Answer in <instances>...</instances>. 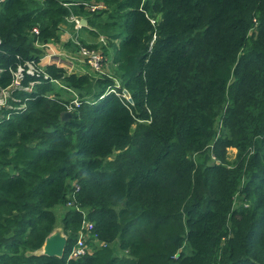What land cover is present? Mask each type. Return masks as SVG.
I'll list each match as a JSON object with an SVG mask.
<instances>
[{
  "label": "trees",
  "instance_id": "16d2710c",
  "mask_svg": "<svg viewBox=\"0 0 264 264\" xmlns=\"http://www.w3.org/2000/svg\"><path fill=\"white\" fill-rule=\"evenodd\" d=\"M70 16L100 76L39 65ZM30 61L0 109V264H264V0H0V91Z\"/></svg>",
  "mask_w": 264,
  "mask_h": 264
},
{
  "label": "built area",
  "instance_id": "2783aa9c",
  "mask_svg": "<svg viewBox=\"0 0 264 264\" xmlns=\"http://www.w3.org/2000/svg\"><path fill=\"white\" fill-rule=\"evenodd\" d=\"M87 9L89 12H94L99 9H102L101 5H89L87 6ZM68 21L73 24V31L75 34L80 30V27L82 25V20H80L77 17H72L70 16L68 18ZM152 23V22H151ZM33 33L36 34L35 30H32ZM98 42L100 44L105 43V39L102 36H98ZM75 44V49H76V57L80 58V61L84 62L86 65L89 66V68L99 75L100 73L99 69L103 61L102 55L97 51V49H90L87 47H84L80 45L78 42H73ZM42 47V46H41ZM45 47V46H44ZM51 54H44L43 57L40 59L44 58H49ZM39 66H35L34 62H26L24 63L23 67H17L14 72H10L12 75V81L11 84L0 91V109L2 108H8L7 105V99L9 98L10 91L11 90H22L25 92H30L32 89V84L29 83L27 86L22 87L21 86V80L23 77V74L27 76H33L37 73V69ZM40 72V71H38ZM46 78V76H44ZM54 83H57L54 81ZM109 92H113V90H109ZM121 96L123 97L122 93ZM124 98V97H123ZM125 99V98H124ZM79 105V102L76 97H73V99L69 102L68 105L65 106V111L69 112L73 108H77ZM92 230V225L90 223L82 222L80 225L79 232L77 234L76 241L74 245L71 247V249L68 252L67 259L69 260H77L79 258H82L85 256L87 253L90 251L88 250V247L85 245V241L91 237L90 231ZM93 238L95 235L92 236ZM104 246V245H103Z\"/></svg>",
  "mask_w": 264,
  "mask_h": 264
},
{
  "label": "rangeland",
  "instance_id": "374dc122",
  "mask_svg": "<svg viewBox=\"0 0 264 264\" xmlns=\"http://www.w3.org/2000/svg\"><path fill=\"white\" fill-rule=\"evenodd\" d=\"M67 22V21H66ZM67 24V25H66ZM65 24V26H64V24H63V27L64 28H62L63 30H67L68 29V27H70V25L71 24H69L68 22ZM66 27V28H65ZM70 30L71 31H73L72 30V28H70ZM67 32H68V30H67ZM74 34V35H73ZM73 34H72V32L70 33V37L68 38V40L64 43V45L66 46V48H64V50H60V52L62 53L61 55H60V57H58V58H60L59 59V62H66V61H64V60H67V61H69V62H75L76 64H80V65H84V70H86V71H82V73H84V74H93L94 76H100L98 73H95V71H93V70H91L90 68H87V67H89L88 65H86L84 62L82 63V61H80V60H77V57H76V49H75V44L73 43V42H78L80 45H82V46H87L88 48H90V49H95V48H98L99 46H102V45H104V44H99V42H98V36H101V35H98V36H95V37H92V36H89L87 33H85V32H83V31H78V33H76L75 34V32L73 31ZM61 35H62V33H61V30H60V32H59V35H58V42L60 43L61 41H62V39H59V38H61ZM72 35V36H71ZM95 40H96V42H95ZM60 44H62V43H60ZM43 54H44V52H43ZM65 56V57H64ZM52 57V56H51ZM50 58V57H49ZM62 64V63H61ZM69 66L70 65H73V64H68ZM74 66V65H73ZM105 66L107 67L108 66V61H107V58H103V61H102V64H101V66H100V69H99V71H100V73H102L103 74V70H104V68H105ZM75 67V66H74ZM75 71H76V69H75ZM77 73H80L79 71H76ZM90 76V75H89ZM91 78H94L93 76H90ZM70 95H67V97H66V99H68V100H70L71 98L69 97ZM72 97V96H71ZM234 155H235V151L234 150H232V149H228L227 150V153H226V159L228 160V161H232L233 160V158H234ZM235 206H237V204L235 205ZM61 210V208L60 207H58V206H55V207H53L52 208V211H53V213L55 214V223L58 225L59 224V221H60V213H59V211ZM53 231H56V232H58L61 236H62V234H61V232H60V229L59 228H56V229H54ZM111 253H112V255L113 256H122L123 254H122V252H120L119 250H118V248L116 247V244L114 245H111ZM88 250L90 251V248H88Z\"/></svg>",
  "mask_w": 264,
  "mask_h": 264
},
{
  "label": "crops",
  "instance_id": "0c3cea01",
  "mask_svg": "<svg viewBox=\"0 0 264 264\" xmlns=\"http://www.w3.org/2000/svg\"><path fill=\"white\" fill-rule=\"evenodd\" d=\"M65 24H66V22L64 23V26H65ZM82 24H84V22ZM62 28H64L63 25H61V27H60L62 35H61V38H59V39H62V41L60 42L62 44H60L58 41L57 42H49L48 44H46L45 47L43 48V52H44V54L50 53L51 54L50 56H52V57L44 58V59L40 60L39 65L45 66L47 64H54L56 67L63 69V71L66 74L87 75V74L82 73V71H86V70H84V65L76 64L75 62H69L67 60H64L66 62H59L60 58H58V57H60V55L62 54L60 52V50H64V48H66L64 43L70 37L69 36L70 33L72 32V34H73V31L70 30V27H68V29H67L68 32H67V30H63ZM95 42H96V40H95ZM77 60H80V58L77 57ZM68 64H73L75 67L73 65L69 66ZM87 68H89V67H87ZM75 69H76V71H79L80 73H77L75 71ZM89 75L93 76V77H96L93 74H88V76ZM69 95H70L69 96L70 98H71V96L73 97V94H69Z\"/></svg>",
  "mask_w": 264,
  "mask_h": 264
},
{
  "label": "water",
  "instance_id": "95a60500",
  "mask_svg": "<svg viewBox=\"0 0 264 264\" xmlns=\"http://www.w3.org/2000/svg\"><path fill=\"white\" fill-rule=\"evenodd\" d=\"M83 23V21H81ZM127 103H131V100L126 91L121 92ZM64 116H67L68 113L64 112ZM65 237L60 235L58 232L53 231L49 234L43 242V245L40 249L39 255H43L46 257H55L60 258L62 256V252L65 245Z\"/></svg>",
  "mask_w": 264,
  "mask_h": 264
}]
</instances>
